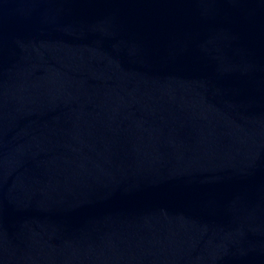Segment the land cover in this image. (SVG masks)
<instances>
[{"label":"water","instance_id":"obj_1","mask_svg":"<svg viewBox=\"0 0 264 264\" xmlns=\"http://www.w3.org/2000/svg\"><path fill=\"white\" fill-rule=\"evenodd\" d=\"M0 264H264V0H0Z\"/></svg>","mask_w":264,"mask_h":264}]
</instances>
